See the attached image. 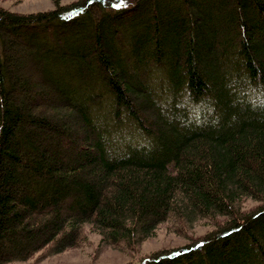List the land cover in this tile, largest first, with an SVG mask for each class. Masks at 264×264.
<instances>
[{
  "label": "trees",
  "instance_id": "trees-1",
  "mask_svg": "<svg viewBox=\"0 0 264 264\" xmlns=\"http://www.w3.org/2000/svg\"><path fill=\"white\" fill-rule=\"evenodd\" d=\"M60 1L0 5V264L163 223L212 228L140 264H264V0Z\"/></svg>",
  "mask_w": 264,
  "mask_h": 264
},
{
  "label": "rangeland",
  "instance_id": "rangeland-1",
  "mask_svg": "<svg viewBox=\"0 0 264 264\" xmlns=\"http://www.w3.org/2000/svg\"><path fill=\"white\" fill-rule=\"evenodd\" d=\"M76 0H61L68 4ZM4 8L20 13L49 10L54 7L53 0H0ZM258 204L249 198L246 208ZM212 228L206 223L197 224L188 234L177 232L168 223L161 224L156 233L140 242L129 244H104L102 236L90 227L85 230V236L78 245L61 252H53L50 246L40 250L32 257L14 261L10 264H140L144 257L158 250L172 249L186 244L191 238L201 237Z\"/></svg>",
  "mask_w": 264,
  "mask_h": 264
}]
</instances>
